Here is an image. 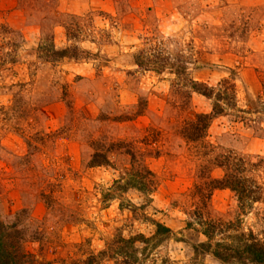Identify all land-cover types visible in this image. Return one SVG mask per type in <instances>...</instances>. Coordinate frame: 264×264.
Segmentation results:
<instances>
[{
    "label": "rangeland",
    "instance_id": "1",
    "mask_svg": "<svg viewBox=\"0 0 264 264\" xmlns=\"http://www.w3.org/2000/svg\"><path fill=\"white\" fill-rule=\"evenodd\" d=\"M69 15L80 16L85 36L68 38ZM46 35L84 58L43 61L36 50ZM189 79L212 96L191 91ZM223 79L234 87L217 101ZM262 82L264 0H0V217L21 211L38 223L42 240L26 248L49 264H73L120 233L152 236L153 221L171 232L141 264H220L192 259L191 245L205 240L195 187L223 175L213 158L229 152L261 160L251 173L264 187ZM215 102L222 112L204 139L184 137V123ZM120 138L138 140L157 184L147 195L129 189L104 200L125 179L129 156L87 162ZM263 210L243 211L228 188L212 190L202 207L204 218L239 219L257 233Z\"/></svg>",
    "mask_w": 264,
    "mask_h": 264
},
{
    "label": "trees",
    "instance_id": "2",
    "mask_svg": "<svg viewBox=\"0 0 264 264\" xmlns=\"http://www.w3.org/2000/svg\"><path fill=\"white\" fill-rule=\"evenodd\" d=\"M80 16L69 15L68 21L63 26L69 32V39H80L85 36L87 29L81 24ZM38 57L43 61L56 62L63 58H84L85 51L76 45H68L64 48H56L50 37L46 35L38 44L36 50ZM170 60L165 58V61ZM138 64L147 66L146 62L138 59ZM171 68L174 65H170ZM152 69V68H151ZM158 69V68H157ZM224 86L218 91L216 100L228 99V90L233 89L231 79H223ZM191 91L211 97L213 88L206 83H198L188 80ZM264 90V82H262ZM223 93V94H222ZM212 113H197L194 120L186 121L181 133L189 140H203L213 118L222 112L218 102L214 103ZM152 134L156 132L154 128ZM158 135V131L156 132ZM149 136H144L140 142L148 146ZM108 147L98 150L95 147L87 162L89 167L107 166L111 164L109 155L116 153L126 155L129 158L130 169L125 179L115 180L111 188L103 195L104 200L118 197L129 189H135L144 194H150L156 187L155 174L145 165L143 155L137 148L138 140L135 138H120L119 140H106ZM104 144V143H103ZM205 155V152L203 153ZM217 165L223 169L221 177L209 181L200 182L196 185V194L202 206L194 209L195 223L200 227L198 232L205 237L204 241L193 243V262L200 257L210 256L220 264H264V210L260 218L261 230L257 233L253 229H242L239 219L224 221L221 219L204 218L202 211L203 202L215 188H228L236 196L240 209L252 210L254 205L262 204L264 207V187L251 173L260 167L262 161L253 162L250 158L235 157L231 152L222 155L217 153L213 158ZM212 163V162H211ZM202 178V176H201ZM136 208V207H135ZM134 210V209H133ZM155 232L152 236L137 233L130 237H124L121 233L115 235L106 246L94 253L89 251L84 257L76 258L73 264H141L146 261L148 247L156 248L158 243L169 237L171 230L159 222L153 221ZM188 222L187 226H195ZM42 240V229L32 218L20 212L7 219L0 217V264H49L38 259L36 254L28 251L26 245L30 242Z\"/></svg>",
    "mask_w": 264,
    "mask_h": 264
}]
</instances>
